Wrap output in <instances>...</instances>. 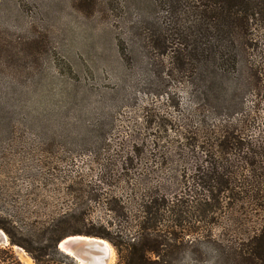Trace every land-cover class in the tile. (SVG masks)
<instances>
[{
    "label": "rangeland",
    "instance_id": "1",
    "mask_svg": "<svg viewBox=\"0 0 264 264\" xmlns=\"http://www.w3.org/2000/svg\"><path fill=\"white\" fill-rule=\"evenodd\" d=\"M166 9L164 0H0V216L51 264H79L44 232L69 213L118 231L144 201H179L160 225L176 222L194 245L171 264H209L211 240L256 225L226 192L204 214L195 204L208 193L192 178L209 158L243 165L216 146L221 130L237 128L264 160V14L252 22L243 72L206 96L200 86L192 93L169 49L151 48L157 34L169 47L179 37ZM196 128L201 141L188 135ZM0 231V264H35Z\"/></svg>",
    "mask_w": 264,
    "mask_h": 264
},
{
    "label": "trees",
    "instance_id": "2",
    "mask_svg": "<svg viewBox=\"0 0 264 264\" xmlns=\"http://www.w3.org/2000/svg\"><path fill=\"white\" fill-rule=\"evenodd\" d=\"M164 3L166 12L175 14L168 22L177 28L179 37L169 47L161 41L162 36L157 34L155 39L151 38V48L158 55L165 54L169 49L177 69L188 73L187 82L192 86V93L200 86L204 88L206 96L210 95L214 81H228L231 70L243 72L240 69L246 66L243 53L250 46L252 22L264 14V0H164ZM165 75L168 76V73ZM236 131L237 128L219 131L221 133L216 146L228 154L237 152L235 156L240 155L243 165L239 166L237 162L228 159L223 162L206 159V164L197 169V175L192 179L208 194L199 198L195 205L202 202L199 209L205 214L210 209L207 199L216 204L214 192H226L229 200L234 201L236 211L245 213L249 223H256L255 226L250 225L251 230L240 229L241 232L233 236V239L219 237L211 240L209 264H264V160L259 159L260 151L248 147L247 140L242 139V134ZM205 134H209V131ZM188 135L201 141L202 130L193 129ZM203 148V152L208 155L209 148ZM123 164L128 165V161ZM175 203L170 199L144 201L141 209H137L133 215L130 210L129 213L125 212L129 217L127 224L118 231H112V225L87 227L82 214L77 216L69 213L44 232L54 251L67 258L71 257L57 246L66 234L60 231L66 227L82 225L79 229H71L68 234H83L110 241L119 252L120 264H171L182 250L194 245L178 235L175 228H179L175 221L172 226L160 225L166 219L163 214L166 209L172 216L176 215L179 201L176 206ZM187 206L193 207L189 204ZM120 207L124 208L122 205ZM179 217L182 220V216ZM15 222L0 216V227L8 234L11 245L24 247L32 255L35 264H51V259L45 258V248L33 247L31 242L15 234Z\"/></svg>",
    "mask_w": 264,
    "mask_h": 264
},
{
    "label": "water",
    "instance_id": "3",
    "mask_svg": "<svg viewBox=\"0 0 264 264\" xmlns=\"http://www.w3.org/2000/svg\"><path fill=\"white\" fill-rule=\"evenodd\" d=\"M76 236H84L88 238L79 239L76 238ZM68 237H70L71 239L66 241V251H64L61 249L60 243ZM66 238L60 240L57 246L58 248H60L61 251L73 257L78 263L83 261L87 264H100L98 261V263L96 262L97 258H95L94 256L104 255L105 258L108 257V250L106 248L107 246L105 245V243L102 242V240H105L103 238L87 235H71L67 236ZM0 240L2 242H6V236L1 231ZM105 252H107L106 255Z\"/></svg>",
    "mask_w": 264,
    "mask_h": 264
},
{
    "label": "bare ground",
    "instance_id": "4",
    "mask_svg": "<svg viewBox=\"0 0 264 264\" xmlns=\"http://www.w3.org/2000/svg\"><path fill=\"white\" fill-rule=\"evenodd\" d=\"M76 238H79V239H85V238H88V237H84V236H76ZM69 239H71L70 237L64 239L61 243H60V247L62 250L66 251V247H65V243L66 241H68ZM101 241V240H100ZM103 243H105V245L107 246V250H108V257L105 258L104 255H98V256H94L95 258H97L96 262L98 261L100 264H112L113 262V255H114V252L112 251V247L111 245L106 241V240H102ZM107 252H105V255H106ZM97 262V263H98ZM79 264H87L86 262H79Z\"/></svg>",
    "mask_w": 264,
    "mask_h": 264
}]
</instances>
